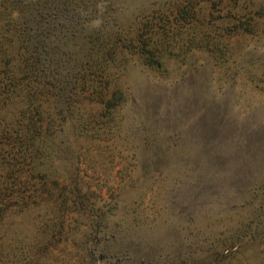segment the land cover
Here are the masks:
<instances>
[{"label":"rangeland","instance_id":"1","mask_svg":"<svg viewBox=\"0 0 264 264\" xmlns=\"http://www.w3.org/2000/svg\"><path fill=\"white\" fill-rule=\"evenodd\" d=\"M26 2L0 0V264H264V0Z\"/></svg>","mask_w":264,"mask_h":264},{"label":"trees","instance_id":"2","mask_svg":"<svg viewBox=\"0 0 264 264\" xmlns=\"http://www.w3.org/2000/svg\"><path fill=\"white\" fill-rule=\"evenodd\" d=\"M54 1H56L57 5H52ZM93 1L94 0H35V2H32L31 0H27L24 6L9 10L7 14L11 17L9 20L23 26L34 20L41 21L42 18H45V14L50 8L51 10H62L63 8L65 9L71 6L76 7L78 5L84 8ZM6 48L11 50L10 46Z\"/></svg>","mask_w":264,"mask_h":264}]
</instances>
